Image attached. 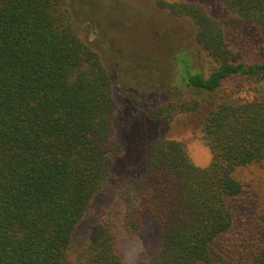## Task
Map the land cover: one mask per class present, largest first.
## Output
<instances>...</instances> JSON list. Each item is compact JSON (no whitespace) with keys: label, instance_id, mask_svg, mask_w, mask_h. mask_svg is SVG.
<instances>
[{"label":"trees","instance_id":"1","mask_svg":"<svg viewBox=\"0 0 264 264\" xmlns=\"http://www.w3.org/2000/svg\"><path fill=\"white\" fill-rule=\"evenodd\" d=\"M220 2L264 37V0ZM159 5L193 20L213 65L178 54L182 95L144 111L171 121L201 108L212 159L199 166L183 141L156 138L143 174L118 183L126 148L114 135L113 78L70 0H0V264H67L79 223L110 186L115 200L74 264H125L119 228L137 233L146 211L162 230L150 264H264V209L245 217L236 204L238 170L264 164V62L244 61L203 4ZM226 82L254 93L212 101Z\"/></svg>","mask_w":264,"mask_h":264},{"label":"rangeland","instance_id":"2","mask_svg":"<svg viewBox=\"0 0 264 264\" xmlns=\"http://www.w3.org/2000/svg\"><path fill=\"white\" fill-rule=\"evenodd\" d=\"M162 0H70L84 28L83 38L102 54L113 78L117 108L113 115L114 135L125 145V155L114 166L118 183L143 174L147 150L152 140L172 137L186 144L192 161L206 166L212 152L199 124L202 111L177 113L171 121L150 118L147 103L157 105L182 95L177 78L181 68L178 54L186 53L199 68L209 69L213 63L195 41L196 26L188 16H178L161 7ZM192 1L203 4L218 19L242 59L264 62V37L256 26L229 11L220 0ZM226 82L221 93L244 99L254 92H237L238 87ZM257 82L249 83L257 88ZM234 91V92H233ZM245 191L236 199L238 212L245 217L257 216L264 209V164L257 163L238 170ZM112 187L104 189L79 223L67 264H74L79 250L94 231L100 213L115 200ZM119 205V203H118ZM120 205V209H121ZM162 239L157 219L142 215L141 228L132 233L120 226L119 241L125 264H150L152 253Z\"/></svg>","mask_w":264,"mask_h":264}]
</instances>
